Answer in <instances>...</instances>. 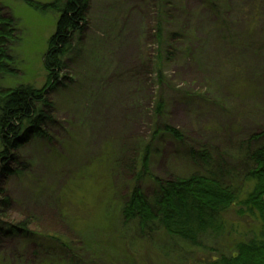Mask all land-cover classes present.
I'll return each mask as SVG.
<instances>
[{
  "label": "rangeland",
  "instance_id": "1",
  "mask_svg": "<svg viewBox=\"0 0 264 264\" xmlns=\"http://www.w3.org/2000/svg\"><path fill=\"white\" fill-rule=\"evenodd\" d=\"M54 1L0 0L14 24V71L2 86H46L58 12L38 6ZM89 2L85 40L63 83L46 89L55 107L48 139L19 150L20 176L0 177L11 203L0 228L28 233L0 238V264H201L230 254L254 229L233 211L227 218L237 234H207L194 247L160 228L142 233L123 222L121 208L146 146L148 172L137 185L151 188L155 179L215 175L218 160L237 166L239 146L264 129V0H170L165 13L163 0ZM157 24L173 55L162 86L153 70L163 47ZM158 100L162 118L154 116ZM190 151L208 152L210 163Z\"/></svg>",
  "mask_w": 264,
  "mask_h": 264
},
{
  "label": "trees",
  "instance_id": "2",
  "mask_svg": "<svg viewBox=\"0 0 264 264\" xmlns=\"http://www.w3.org/2000/svg\"><path fill=\"white\" fill-rule=\"evenodd\" d=\"M89 3V0H56L49 5H37L40 9L58 12L55 32L49 39L43 61L47 83L40 89L23 84L10 89L2 86V78L5 75L11 76L14 71L9 70L14 24L0 11V177L20 176L26 167L19 160V150L33 140L48 139V127L55 123V107L49 101L46 89L55 90L63 83L60 75L66 71L71 55L81 48L89 29ZM169 3L170 0H163V7L159 10ZM160 30L161 24H157L154 30L157 33L156 39L158 45L163 47L157 51L153 70L156 83L162 86L164 77L161 72L166 57L173 55L169 53L171 49L163 41L164 33ZM153 105L154 116L162 118L164 103L158 100ZM164 132L177 142L182 140V135L176 128L166 126ZM157 133H153L154 138ZM150 149L151 146L148 145L141 152L140 170L134 176L137 183L130 189L121 208L123 222H135L142 233H151L160 228L169 236L199 247V238L207 234L223 239L236 233L237 230L233 227L236 223H230L227 218V214L233 211L238 224L254 229L235 241L230 254L220 255L201 264H264V129L239 146L240 157L235 167L230 168L225 162L218 160L214 165L215 175L209 173L206 176L155 179L154 187L144 188L137 184L143 174L148 172ZM189 156L199 159L204 165H208L211 160L206 151H190ZM2 196L4 193L0 191V197ZM10 204L7 197L0 199L1 217H6ZM14 234L28 233H22L16 227L9 230L0 228L1 239Z\"/></svg>",
  "mask_w": 264,
  "mask_h": 264
}]
</instances>
